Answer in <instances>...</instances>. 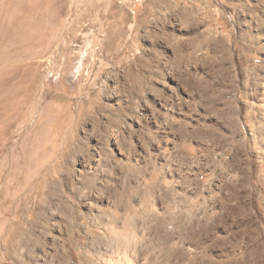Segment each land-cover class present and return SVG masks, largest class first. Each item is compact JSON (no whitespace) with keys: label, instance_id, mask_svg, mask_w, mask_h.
Wrapping results in <instances>:
<instances>
[{"label":"rangeland","instance_id":"obj_1","mask_svg":"<svg viewBox=\"0 0 264 264\" xmlns=\"http://www.w3.org/2000/svg\"><path fill=\"white\" fill-rule=\"evenodd\" d=\"M43 1L52 47L0 30V264H264V0Z\"/></svg>","mask_w":264,"mask_h":264},{"label":"bare ground","instance_id":"obj_2","mask_svg":"<svg viewBox=\"0 0 264 264\" xmlns=\"http://www.w3.org/2000/svg\"><path fill=\"white\" fill-rule=\"evenodd\" d=\"M30 2L31 3H20L17 0L6 9H3L0 5V30L1 28L5 29L8 36L7 40H9V43L11 44L25 41L32 46V44H35L37 41L39 46L43 45L50 48L53 46V42H51L53 41L52 37L63 24L62 18L64 12L62 9H55V11L52 12L51 7H46L43 0H30ZM9 15L10 18H12V24L7 28L3 19ZM76 22L77 18H75L72 23ZM144 23L147 22L145 21ZM71 31L72 30L67 29L63 33L69 34ZM111 45L112 43H108L107 46L110 48ZM57 182L61 183L60 180H57ZM154 185L155 183H152L150 187H153ZM133 194L134 191L131 189L129 195L132 196ZM131 211H134V208H131Z\"/></svg>","mask_w":264,"mask_h":264},{"label":"crops","instance_id":"obj_3","mask_svg":"<svg viewBox=\"0 0 264 264\" xmlns=\"http://www.w3.org/2000/svg\"><path fill=\"white\" fill-rule=\"evenodd\" d=\"M234 231V230H233ZM236 233L239 238H237V245L239 246V244L242 245V243L245 241V238L244 236L245 235H248V233H251L253 232V229L252 228H248V227H244L243 230L237 228V230H235ZM231 234V233H229ZM218 238H216L215 240L217 242H219V245L222 246L226 241L225 240H217ZM244 240V241H243ZM247 240V238H246ZM243 249V247H242ZM244 251L243 252H239V253H234V258L231 259V263H229L228 261H226L225 263L226 264H254V261H252L251 259L253 258L254 256V248L252 250H249L248 248L246 249H243ZM194 259H198L197 257L194 258ZM195 261V260H194Z\"/></svg>","mask_w":264,"mask_h":264}]
</instances>
